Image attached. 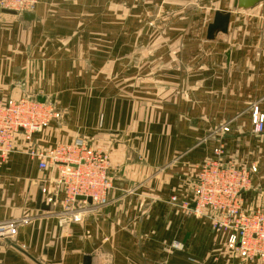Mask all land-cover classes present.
<instances>
[{
	"label": "crops",
	"instance_id": "1",
	"mask_svg": "<svg viewBox=\"0 0 264 264\" xmlns=\"http://www.w3.org/2000/svg\"><path fill=\"white\" fill-rule=\"evenodd\" d=\"M233 2L146 28L122 0H38L29 21L0 11V103L28 97L59 115L0 159V222L25 220L0 240V264H239L225 236L191 215L198 167L218 147L256 170L244 207L264 201V130L251 123L254 107L264 115V2ZM215 11L229 26L208 41ZM76 141L110 160L105 206L66 208L57 167L40 171L30 154Z\"/></svg>",
	"mask_w": 264,
	"mask_h": 264
},
{
	"label": "built area",
	"instance_id": "2",
	"mask_svg": "<svg viewBox=\"0 0 264 264\" xmlns=\"http://www.w3.org/2000/svg\"><path fill=\"white\" fill-rule=\"evenodd\" d=\"M37 3L38 0H0V11L19 15L31 13ZM58 117L50 106L28 97L0 103V159H5L13 152L17 136L28 141L51 119ZM251 123L253 133L259 135L263 132L264 115L256 107L252 110ZM222 130L228 132L226 127ZM30 154L38 161L40 171L46 170L51 164L57 167V184L65 193L66 208L77 201L87 203L86 199L95 207L108 204L110 160L101 150L76 141L70 146H56ZM214 155L215 158L198 167L191 187L192 214L207 219L214 232L225 236L229 259L237 260L239 264H264V201L255 209H247L243 200L244 193L250 188L251 175L256 170L252 166L223 160L222 147L216 148ZM42 193L45 191L42 190ZM78 197L84 200H78ZM51 201V198L47 199V202ZM188 206L184 205L185 208ZM71 216L74 221H78L81 214L78 212ZM24 221L0 222V240L14 238L20 223ZM179 246L173 243L172 248L177 249Z\"/></svg>",
	"mask_w": 264,
	"mask_h": 264
},
{
	"label": "rangeland",
	"instance_id": "3",
	"mask_svg": "<svg viewBox=\"0 0 264 264\" xmlns=\"http://www.w3.org/2000/svg\"><path fill=\"white\" fill-rule=\"evenodd\" d=\"M174 1H178L179 2V8L177 9H167V10H163V8L159 7V5L154 4L151 0H122V5L123 6H127L128 8H131V10H138V12L143 10V16L141 22H139V28H146V27H152V24L154 23L155 27H158L156 24H161L163 25V23H168V20H175L178 16V14H201L202 19L204 18H208V15L210 12H212L214 9H217V2L219 1H230V0H174ZM173 1V2H174ZM176 3V2H175ZM177 4V3H176ZM168 5V4H166ZM227 4H225L226 7ZM110 8V7H109ZM219 8V6H218ZM85 8L84 6H82V8H80V13L83 12V14L87 13L85 12ZM108 9V7H107ZM78 13V14H80ZM133 14V13H131ZM152 18V19H151ZM129 19L131 18H123L121 20V22L124 24V28H128L129 29V25L131 24V22H129ZM168 19V20H166ZM172 23V22H169ZM193 215V214H191ZM194 216V215H193ZM195 217V216H194ZM199 218V217H197ZM81 219V217H80ZM205 219V218H203ZM71 221L73 222H78V221H74L73 219H71ZM219 235L224 236L221 233H218ZM225 241V238H224ZM225 245V244H224ZM225 247V246H224ZM181 248V246H179V248L174 249L171 246L172 250H179ZM226 250V247H225ZM227 252V251H226ZM228 255V254H227Z\"/></svg>",
	"mask_w": 264,
	"mask_h": 264
},
{
	"label": "water",
	"instance_id": "4",
	"mask_svg": "<svg viewBox=\"0 0 264 264\" xmlns=\"http://www.w3.org/2000/svg\"><path fill=\"white\" fill-rule=\"evenodd\" d=\"M264 2V0H234L233 7L239 10H247L253 8L259 3ZM10 15H17V13L9 11H1ZM22 17L24 20L29 21L33 18L32 14L23 13ZM230 14L223 11H215L213 14L212 21L207 25L206 28V40L214 41L218 35H226L229 26ZM78 200H84L83 197H78ZM87 203H90L89 199H86ZM47 207L41 205V209L46 210ZM82 264H91V259L89 256H85Z\"/></svg>",
	"mask_w": 264,
	"mask_h": 264
}]
</instances>
